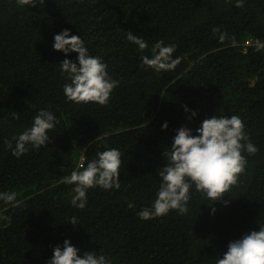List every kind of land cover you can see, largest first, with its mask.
<instances>
[{
    "label": "trees",
    "instance_id": "trees-1",
    "mask_svg": "<svg viewBox=\"0 0 264 264\" xmlns=\"http://www.w3.org/2000/svg\"><path fill=\"white\" fill-rule=\"evenodd\" d=\"M234 3L45 0L43 7H18L16 0H0V192L15 191L21 202L13 207L0 200V215L11 217L10 227L0 221V264H48L66 239L79 255L95 251L111 264H216L230 241L264 226V50L254 47L256 39L264 42V0H244L243 8ZM214 28L227 33L223 43ZM64 29L81 36L119 81L106 105L65 97L63 86L71 81L60 62L78 64V53L53 48ZM127 31L148 48L140 51ZM160 40L175 44L173 58L181 61L157 73L141 64ZM41 109L58 123L46 146L29 145L16 157L5 139L15 147L13 137ZM213 115H239L258 148L242 153L247 165L238 184L215 202L193 185L186 215L171 210L141 219L137 213L156 199L163 153L176 130L186 126L197 135ZM110 148L122 154L120 188L88 189L86 206L74 207L75 185L64 177Z\"/></svg>",
    "mask_w": 264,
    "mask_h": 264
},
{
    "label": "clouds",
    "instance_id": "clouds-1",
    "mask_svg": "<svg viewBox=\"0 0 264 264\" xmlns=\"http://www.w3.org/2000/svg\"><path fill=\"white\" fill-rule=\"evenodd\" d=\"M16 3L18 7H43L45 0H16ZM234 5L236 8H243L244 0H235ZM213 32L219 34L221 43L228 38L227 33L221 32L219 28H214ZM126 39L138 45L142 52L148 48L147 42L132 31H127ZM245 44H250V40ZM231 45L237 46L234 36L231 38ZM254 47L256 51L264 50V42L256 39ZM53 48L65 54L78 53V64L67 58L60 62L61 75L66 73L67 79L71 81L63 86L67 100L106 105L119 81L109 75L108 65L103 59L91 55L83 38L70 35L69 29L54 36ZM175 48V44L165 45L164 41H157L152 47L151 58L147 55L142 57L141 67L147 66L157 73L174 70L181 61V57L173 58ZM185 111H188L187 106ZM195 115L196 112L193 111L192 116ZM56 123L58 120L51 111L41 109L34 116L31 127L13 137L15 147L11 140L5 139L4 143L13 155L20 157L29 151V145L36 149L46 146L49 133ZM162 128H167V122ZM244 129L245 124L239 115H213L206 118L196 129L197 135H193L192 129L186 126L177 129L171 147L163 153L166 164L159 171L161 182L156 199L151 208L145 207L137 215L143 220L165 216L171 210L186 215L193 185L196 191L205 194L212 202L222 200L231 187L238 184L239 177L245 172L247 159L242 153L254 155L258 151ZM121 155L116 148L98 152L95 159L87 162L86 167L81 164L70 176L64 177V183L75 185V195L71 201L74 207L83 209L86 206L88 189L97 186L106 190L120 188ZM0 200L13 207L21 203L17 200L15 191L0 192ZM223 202L228 203L226 200ZM128 207L134 208L135 205L129 203ZM212 212H215V208ZM0 221L5 222V228L11 225L10 216L0 215ZM70 222L75 225V218ZM79 251L66 239L62 247L57 245L54 248L48 264H111L102 253L97 255L95 251H86L81 256ZM216 264H264V226H260L258 231L244 234L240 239L230 241L227 251L222 258L217 259Z\"/></svg>",
    "mask_w": 264,
    "mask_h": 264
}]
</instances>
